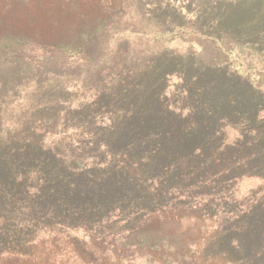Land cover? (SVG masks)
<instances>
[{
  "label": "trees",
  "instance_id": "obj_1",
  "mask_svg": "<svg viewBox=\"0 0 264 264\" xmlns=\"http://www.w3.org/2000/svg\"><path fill=\"white\" fill-rule=\"evenodd\" d=\"M47 2L7 0L1 11L18 14L25 26L0 30V256L32 262L38 257L26 246L44 238L40 229L52 234L50 250L58 236L82 230L91 242L129 247L133 257L158 264H264V192L242 210L231 206L241 179L264 180V73L253 82L225 60L234 49L243 56V48H262L229 34L207 38L198 28L195 36L206 37L199 57L155 44L137 50L125 37L128 27H110L101 16L70 19L64 28L57 21L52 36L41 19L49 15ZM176 27L186 25L157 33L173 35ZM214 44L212 58L222 62L204 60ZM74 59L108 82L90 103L43 102L25 116H4L6 99L27 90L31 74L47 65L64 69ZM169 73L181 81L176 96L162 100ZM50 84L30 91L45 96ZM68 94L61 85L58 98ZM102 112L110 120H94ZM227 131L236 133L233 141ZM54 135L61 138L48 142ZM113 223L129 233L104 235ZM212 229L196 261L191 249Z\"/></svg>",
  "mask_w": 264,
  "mask_h": 264
},
{
  "label": "rangeland",
  "instance_id": "obj_2",
  "mask_svg": "<svg viewBox=\"0 0 264 264\" xmlns=\"http://www.w3.org/2000/svg\"><path fill=\"white\" fill-rule=\"evenodd\" d=\"M46 3L49 7V15L42 17L48 21L44 22L43 27L49 35L55 36L57 33L53 28H58L57 21H61L64 27L70 23V19L75 23H83L84 21L95 19L99 16L105 18L110 23V27L126 28L128 27L127 36L131 40H136V45L133 46L137 50L152 47L153 44L164 47L166 51L176 55L194 54L199 57L204 51L205 46L202 41H206V37H197L195 32L198 28L201 32L208 36L229 34L242 42H255L258 50H249L243 48L238 54L237 50L225 54V60H230L233 70L241 69L243 73L251 76V80L256 82L261 77L259 72L264 73V0H48ZM6 1H0V30H10L12 23H22L18 14L2 11ZM38 12V11H37ZM86 15L88 17H83ZM81 20V21H79ZM40 23V22H39ZM178 24H185V28L176 27L175 34L161 35L157 32H165L167 29L175 28ZM197 28V29H196ZM199 32V31H198ZM59 35L67 36L70 32H59ZM210 34V35H209ZM116 35H121L119 32ZM201 39V40H199ZM140 45V46H139ZM144 45V46H143ZM100 51H95L94 54H99ZM219 52V47L213 45L209 52H204L202 55L207 62ZM245 57H247L245 59ZM214 62H222L214 59ZM217 60V61H216ZM75 62H69L64 69L55 68L47 65L46 68H39L31 74V82L27 90L12 94L6 99L2 112L5 117L13 118L25 116L33 112L37 104L43 102H56L62 100V103L68 104L69 101L74 107L90 103L92 98L96 96L95 89L108 83L105 79H100L94 76L91 72V66L85 62H80L74 59ZM85 68V74H82ZM49 69L48 71H46ZM66 71V72H64ZM177 73H169L168 83L163 88L164 98L173 99L176 96L178 84L181 81ZM51 80L49 86L50 91L45 96H40L43 92L33 93L32 86ZM82 82L87 85L82 87ZM157 84V83H156ZM64 86L69 93L67 98H58L60 86ZM38 86V85H37ZM91 87V89L88 88ZM78 87V88H77ZM161 89V88H160ZM159 89V90H160ZM161 89V90H163ZM93 92V93H92ZM161 94V93H160ZM37 95V96H36ZM47 99V100H46ZM167 102V101H166ZM157 103V102H156ZM169 105V108L177 113L179 109H175ZM104 115V117H103ZM95 116L94 114L92 117ZM105 119L110 120L108 114L102 112L101 115L94 118L100 121ZM8 121V120H7ZM10 121V120H9ZM98 121V122H99ZM228 132V140L233 141L236 133ZM72 130L68 134H72ZM61 136H48V142H56ZM234 203L231 206L238 210H242L244 204H249L253 201L252 194L263 195L264 180L260 177H244L236 186ZM258 197H254L255 199ZM216 220V219H215ZM216 226L217 223H216ZM45 229V228H43ZM52 230L56 228H51ZM215 229V227H214ZM209 230L207 234L203 233L198 239V246L192 247L191 256L197 257L199 261L200 251L204 249V243L211 238L215 230ZM130 228H124L122 224H109L103 231L104 235L113 237H124L129 233ZM205 231V230H204ZM38 231L44 238L39 240L34 239V242L26 246V250L33 252L38 258L30 262L28 258L17 256V254H5L0 256V264H158L153 262L151 258L145 256L133 257L129 247L123 250H114L113 243L96 244L91 242L82 230H75L72 236H58L57 244H50L53 240L50 232ZM59 232V231H58ZM46 234V236H45ZM47 235L51 238L48 240ZM60 238V239H59ZM36 240V241H35ZM119 244V243H118ZM117 244V245H118ZM19 254V253H18ZM16 255V256H14ZM14 256V257H12ZM199 257V258H198ZM225 261L218 259L213 264ZM219 262V263H220ZM187 263H190V259ZM212 263V262H211ZM231 264V263H230ZM235 264H246L243 261H236Z\"/></svg>",
  "mask_w": 264,
  "mask_h": 264
}]
</instances>
